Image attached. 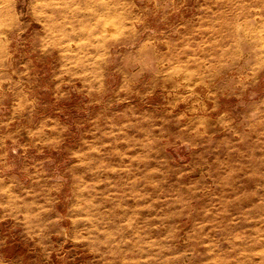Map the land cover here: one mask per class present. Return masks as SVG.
Returning <instances> with one entry per match:
<instances>
[{"label":"rangeland","instance_id":"374dc122","mask_svg":"<svg viewBox=\"0 0 264 264\" xmlns=\"http://www.w3.org/2000/svg\"><path fill=\"white\" fill-rule=\"evenodd\" d=\"M0 264H264V0H0Z\"/></svg>","mask_w":264,"mask_h":264}]
</instances>
